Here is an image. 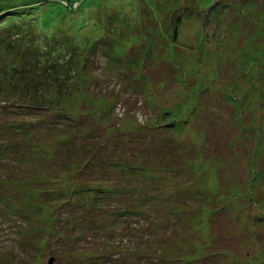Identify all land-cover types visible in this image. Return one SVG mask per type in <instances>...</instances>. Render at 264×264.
I'll list each match as a JSON object with an SVG mask.
<instances>
[{"label":"rangeland","instance_id":"obj_1","mask_svg":"<svg viewBox=\"0 0 264 264\" xmlns=\"http://www.w3.org/2000/svg\"><path fill=\"white\" fill-rule=\"evenodd\" d=\"M208 2L0 0V264H264V0ZM42 95L54 109L39 119L59 123L40 159L58 162L27 169L12 125ZM65 160L90 163L88 191L27 208V189L72 186L15 190L11 170L55 181Z\"/></svg>","mask_w":264,"mask_h":264},{"label":"trees","instance_id":"obj_2","mask_svg":"<svg viewBox=\"0 0 264 264\" xmlns=\"http://www.w3.org/2000/svg\"><path fill=\"white\" fill-rule=\"evenodd\" d=\"M195 1L197 3V7H201V1H202L204 4V6L202 7V10H208V8H204V7L209 6V4H210L208 2L209 0H195ZM68 10L71 11L72 8L69 7ZM209 10L212 11V9H209ZM179 12L180 11L178 8L174 9L171 17L173 16L175 18L176 23H175L174 27L169 32L167 30L165 32L166 37L170 41V44L172 43V45L169 46L170 48L176 44V39L178 37L179 24L182 21H184L183 15ZM38 32H39V30H38ZM39 34H40V32H39ZM21 35H22V31L17 33V37L25 39V37H23ZM204 38L206 40H208V36H204ZM41 39H44V38H42V36H41ZM77 59L79 62L82 63L83 61H87L89 59V56L84 55V58H83L81 55H78ZM138 76L139 75H137V78H138ZM32 100H33V97L30 98L31 102H32ZM44 100L46 101V97L44 95H42V96H40V101L37 100L31 104L25 103V110H29L31 112H34L33 115L37 119H35L32 122L25 123V125H23V126L21 125L22 128H21V126H17V123H14L12 125V135L10 138L13 142L9 143L8 150L10 149L12 151L11 152L12 157L13 156L17 157L16 162L21 161L23 159V161L26 160L25 165H27L29 163H30V165L32 164L31 166L27 165V167H28L27 169H33L34 160H39L42 157L43 153H41V152L44 150V147H45V135L48 138H52L53 136H50V133L52 131L56 130V128L58 127V123H59L58 121L55 120V118L47 119L44 121L39 119L38 116L40 114H43L44 117H47L49 115V113H52V110L54 109L52 107V105H45L43 103ZM107 113H108V111L103 112L101 114V116L99 118H96V119H98V120L102 119L104 117V114L107 115ZM43 130H45V132H43ZM21 132H25V141H23L22 143H19V141H17V138L19 137V133H21ZM69 141L66 139H63V140L58 139L59 143H66L67 144ZM51 143H52V141H51ZM108 144H110V143L108 142ZM23 146L25 147V155L22 158V154L20 153V151H18V148H22ZM103 146L104 145L101 146V149ZM47 154L48 155L46 156V159L42 158L39 161L40 162H49V164L51 163V165L57 164V162H58L57 157L58 156H55V158L53 160V158L52 159L50 158L51 153L49 152ZM106 154L108 155V156L105 155L106 158H108V157L112 158V156H114V157L119 156L118 153L114 155V152H112L110 150L107 151ZM59 158H60V156H59ZM62 159H64V158H62ZM88 164L90 165V163H88ZM86 166L85 167L79 166V165L75 166L73 163H67V161L65 160L64 162H62V167H61L62 171L57 176V177H59L58 179L56 178V175L54 174L52 176L55 177V179H56L55 181H52V180H49V181L41 180V181H39V180H35L34 177L29 175V172L25 168H22L21 165H19L18 168L15 167L14 170H11V171H13V176H11L9 182L11 183L12 187L15 190L24 189L23 184L28 185L29 188H34L33 185H35L37 182H67L70 186H72L71 189H69V190L61 189L60 192L57 194L58 197L56 196V194H52L53 197L49 196V193L46 190L38 191L37 189L31 190L30 191L31 193L29 195H26V193H28V191H29L27 189L26 193H25V205L27 206V208H31V207H34V209L40 208V210L43 211V210H45V206H44V204H42L43 202L40 200L42 198H46L47 200L50 198L51 200L61 201V199L63 197H65L66 198L65 201L61 202V203L66 205V203H69V201H73L75 199L76 195H78L79 193L85 194L88 191V189L86 187H84L86 185H83L86 182H79L83 177H85L88 174ZM76 167H79V170L76 169ZM19 173L22 174L23 176L20 177L21 175H19ZM97 174H98L97 172L92 173L91 174L92 178L97 177ZM23 182H25V183H23ZM5 187L8 189L9 193H11L9 187L7 185H5ZM89 191L93 196H97L98 193L100 192L101 193L100 197L104 201L106 200L105 198L109 199V197L112 198L114 196L113 195L114 192H113V190H110V188L106 189V188L100 187V188H96V189H91ZM107 193H109V195H107ZM67 199H69V200L67 201ZM59 201H57V203ZM63 204H61V205H63ZM67 205H70V204H67ZM97 209H100V208H96V210ZM143 213H144V210H143ZM202 214H203V212H202ZM143 215L145 216V218L149 217L148 215H145V214H143ZM210 218L212 219L213 216H211ZM59 220H60V218L57 217L56 221L58 222ZM51 257H54V256H51ZM211 257H213V255H211ZM227 257H228V255H227ZM75 259L79 263L80 261L88 260L89 258L83 257V256L79 257L76 255ZM204 260L205 261L207 260L206 254L204 257L195 259L193 261H195L196 264H203V263H205ZM172 263L173 264H188V263H191V260L185 258L182 254H180V255L176 256L175 259L172 260Z\"/></svg>","mask_w":264,"mask_h":264},{"label":"water","instance_id":"obj_3","mask_svg":"<svg viewBox=\"0 0 264 264\" xmlns=\"http://www.w3.org/2000/svg\"><path fill=\"white\" fill-rule=\"evenodd\" d=\"M48 264H55V258L51 257L48 261Z\"/></svg>","mask_w":264,"mask_h":264}]
</instances>
